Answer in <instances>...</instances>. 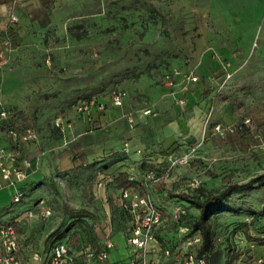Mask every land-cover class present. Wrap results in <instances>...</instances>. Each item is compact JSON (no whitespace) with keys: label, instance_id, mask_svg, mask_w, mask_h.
Segmentation results:
<instances>
[{"label":"rangeland","instance_id":"rangeland-1","mask_svg":"<svg viewBox=\"0 0 264 264\" xmlns=\"http://www.w3.org/2000/svg\"><path fill=\"white\" fill-rule=\"evenodd\" d=\"M44 12L57 18L43 37L29 36L33 62L15 71L23 84L11 120L15 128H33L38 143L24 144L19 151L21 160L32 163L25 178L16 187L0 189V224L15 223L31 248L59 240L93 244L96 230L99 243L118 234L127 245L120 189L113 180L119 171L137 181L146 171L167 172L149 187V194L162 211L157 234L179 238L171 210L187 205L180 195L192 189L191 184L216 191L264 174V0H53ZM175 71L198 76L189 85L194 97L190 102L185 97L182 104L176 102L173 91L178 88L166 85V76ZM116 90L124 93L120 107L110 98ZM80 99L104 105L88 116L91 132H105L111 119H94L116 107L133 126V114L146 117L139 123L146 145L171 122L176 123L174 138L153 151L151 159L141 157L142 151L133 158L124 146L123 152L108 158L65 169L50 164L42 172L38 156L57 151L59 159L75 137L73 123L82 115L74 106ZM173 110L177 112L170 116ZM57 117L70 123L72 134L54 126ZM244 119L250 124L243 125ZM183 159L188 162L174 164ZM17 187L23 198L14 204ZM38 207L50 215L24 217L25 210ZM262 207L264 186L232 193L215 209L208 220L214 234L212 264L223 259L224 264H264V216L257 215ZM198 213L189 207L185 223ZM161 246L153 238L148 254Z\"/></svg>","mask_w":264,"mask_h":264},{"label":"built area","instance_id":"built-area-1","mask_svg":"<svg viewBox=\"0 0 264 264\" xmlns=\"http://www.w3.org/2000/svg\"><path fill=\"white\" fill-rule=\"evenodd\" d=\"M18 18L14 14L8 16L7 24L14 27ZM12 47L8 40L4 42V50H0V69L5 63V52H11ZM227 64L223 65L225 68ZM180 76L182 82L187 85L196 83L198 76L193 71L185 73L174 72L166 76V85L170 88L176 86V78ZM112 105L120 107L123 102L124 93L122 91H112L110 93ZM180 104L183 100L178 101ZM76 112L81 115H88L95 109L100 112L104 109L102 103L96 100L87 99L78 101L74 106ZM13 118L12 110L0 103V139H6V145H0V189L10 187L20 183L31 169L32 163L26 159H20V149L22 145L28 143H37L38 136L36 131L30 127L15 128L11 124ZM129 121L132 120L129 118ZM242 124H250L249 119H244ZM54 126L61 132L70 127L69 123L57 117L54 120ZM216 130L221 132L222 128L217 125ZM230 132H232L230 130ZM187 159L175 162L174 164L187 163ZM167 177L164 171L161 175L154 171H146L144 177L139 180L140 190L134 188L123 189L119 195V207L128 217L126 223L127 246L131 250V258L126 262L109 263L108 257L114 249L112 237L106 236L102 239L99 248L95 250L91 246H85L75 251L65 241L56 243L49 252L43 248H31L25 245L16 224H0V264H149L148 244L154 238V233L162 225L163 216L161 209L155 204L149 194V187L159 183ZM130 181H135V177H129ZM192 189L197 188L198 184H191ZM23 198V193L19 187L14 189L12 203L18 204ZM187 210L182 205H176L171 210V218L177 225V231L182 237L181 241L174 247H165L162 253V259L158 264H207L206 259L198 258L197 250L201 246L202 237L199 232H192L185 221L184 216ZM50 215L49 210L38 207L37 209L25 210L26 219L47 218ZM17 222V221H16Z\"/></svg>","mask_w":264,"mask_h":264},{"label":"crops","instance_id":"crops-1","mask_svg":"<svg viewBox=\"0 0 264 264\" xmlns=\"http://www.w3.org/2000/svg\"><path fill=\"white\" fill-rule=\"evenodd\" d=\"M36 9L39 10L40 13L34 12ZM44 11L45 8L41 0H0V50H4V42L6 39H9L12 47L11 52H5V63L0 69V103L11 110L17 109L14 102L18 100L17 92L23 84L22 80L19 79L15 71L21 72L29 66L28 63L33 62V60H31L33 57L31 54L33 49L31 46L29 47V45H32L28 41L29 36L36 34L43 37L42 34L49 31L50 26L57 18V16H50ZM11 13L16 15L18 18V22L14 27H10L7 24L8 16ZM59 20H61V22L64 21L63 19H57V21ZM178 79L179 78H176V86L173 87L178 88L173 91L174 97H176V102H178L179 98V100H183L184 97L187 100L186 102H190L194 97L189 91V85L193 83L185 85L182 80L179 82ZM79 101H81V99ZM111 111V113H106V115L100 117V119L97 117L94 119L96 123H102L103 121L111 119L105 132H102L101 130L91 132L90 130L91 125H89V118L92 117L91 115L96 114L95 112L97 111L95 109L91 111L90 115L79 116L82 117V119H78L73 123L75 137L73 136V140L69 142V147L64 148L66 149L65 152L68 153L64 152L61 154L59 159L55 157L57 151H55L56 153L53 152V154L46 153L41 158L38 156L37 159L40 163L41 171L46 165L49 166L50 164L57 165L59 168L65 169L76 166L83 161L92 162L101 158H108L109 156H112L113 153L123 152L124 146L126 147L125 150L130 152V155L133 158H139L137 152L142 151L144 156L141 157L151 159L156 156L154 155V152L158 147H161L162 145L165 146L174 138L176 123L171 122L167 127H165V129L154 132V142L151 143V145H146L147 140L145 132L139 125V123H142L146 119L145 116H135L133 114L135 119L133 126L125 116V113H120L118 108L113 107ZM174 112L176 113L177 110L171 111L170 116L175 114ZM161 117L162 116L157 117L160 122L162 121ZM66 131L67 133L71 132L68 128ZM62 137H65V135ZM0 141H2V139H0ZM38 173L39 172L35 173L32 177L35 178ZM118 237L121 239L120 242L117 241ZM112 239L115 246L109 254L108 262L115 263L128 261L129 258H131L130 256L132 253L130 248L124 242L123 237L115 234L112 236ZM38 248L41 249L43 247L40 245ZM161 248L162 246L158 248L155 254H148L146 260L149 261V264H158V262L162 259V252L160 251ZM223 260V263L221 264H224ZM207 264H212V259H209ZM238 264H242L241 260Z\"/></svg>","mask_w":264,"mask_h":264},{"label":"trees","instance_id":"trees-1","mask_svg":"<svg viewBox=\"0 0 264 264\" xmlns=\"http://www.w3.org/2000/svg\"><path fill=\"white\" fill-rule=\"evenodd\" d=\"M53 0H41L44 8L49 9ZM27 120L26 118H24ZM234 135H232L233 137ZM231 137V138H232ZM113 180L117 186L118 189H130L132 187H135L137 189L140 188L139 181H130L129 175L125 171L118 172L117 175L113 177ZM264 186V174L255 176L251 179H249L245 183H229L224 188L216 190V191H208L204 189L203 187H198L195 189H189L186 193L180 195V199L187 205H184L183 207L187 210L189 207H192L194 209H197L199 211L197 217L195 218H189L186 220V225L192 229V232H199L202 237V243L199 249L197 250V256L198 258H205L206 262H208L209 259H212L213 257H210L214 250V234L211 231V227L208 223V220L211 216V214L215 211V209H220L222 206V202L227 200V198L232 194L236 192L246 191L250 190L252 188ZM159 206V205H158ZM119 213L120 218L122 219V228L125 229L126 223L128 222V217L125 214L124 211H122L119 207ZM258 216H264V207H262L258 212ZM73 226L71 223L69 226H67L66 229H64L57 237L60 239L62 238L69 229ZM177 225H174V228ZM19 232V231H18ZM95 239L93 244L90 243H81L78 245H70L71 248L75 251L80 250L81 248L85 246H91L95 250L99 248V240L101 239L100 234L96 231H94ZM154 238L160 245H162L163 249L165 247L172 248L174 247L179 241H181L182 237H171L169 234H163L159 235L157 232L154 233ZM62 242V240H59L56 243ZM25 245H28L26 241H24ZM55 243V244H56ZM50 246H43V249L45 252H49L50 249L55 245ZM238 259V257H235L234 260Z\"/></svg>","mask_w":264,"mask_h":264}]
</instances>
